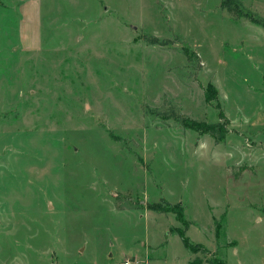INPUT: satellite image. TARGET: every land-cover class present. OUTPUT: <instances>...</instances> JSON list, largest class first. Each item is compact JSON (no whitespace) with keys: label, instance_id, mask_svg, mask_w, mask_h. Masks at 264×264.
<instances>
[{"label":"rangeland","instance_id":"obj_1","mask_svg":"<svg viewBox=\"0 0 264 264\" xmlns=\"http://www.w3.org/2000/svg\"><path fill=\"white\" fill-rule=\"evenodd\" d=\"M220 2L0 0V264H264V27Z\"/></svg>","mask_w":264,"mask_h":264},{"label":"trees","instance_id":"obj_2","mask_svg":"<svg viewBox=\"0 0 264 264\" xmlns=\"http://www.w3.org/2000/svg\"><path fill=\"white\" fill-rule=\"evenodd\" d=\"M220 6L222 9H225L226 11L229 12L234 18H246L249 19L251 22L255 24H259L264 27V16L261 17L259 15H255L252 12L245 10L243 5H241L240 0H221ZM146 41L150 44L157 43L159 45H166L169 40H160L156 36H148L146 37ZM183 51H185V54L189 55V51H187L186 48H183ZM209 91H212V95L209 96ZM217 88L215 85L212 83H208L205 90H204V96H205V101L206 102H211L214 101V99L217 98ZM166 118L174 119L175 121L179 122L181 126H186L189 127L198 133H208L212 138L216 141L223 140L226 133L228 132L227 129V124H228V119L226 118L225 114L223 113V110L219 111V116L220 119L215 121V123H207L205 121H197L195 119H192L188 116H183L178 113V111H175V109L170 106L168 110H166L164 113H162ZM147 203V204H146ZM145 207L149 210L155 211V212H173L175 214V217L178 218V220L181 221L182 227H174L173 230L176 231L182 241L183 247H185L187 250L189 249L193 253H205L207 250L205 247L200 246L196 243H192L189 238L186 236L185 229L188 227V222L187 220L184 219L183 217V207L180 203H175V204H169L165 201H159L157 203H150L146 202ZM218 224H216V231H218ZM217 235V233H216ZM212 256V255H211ZM204 262H207L208 264H226L221 258H216L214 256L206 258L204 257L203 259H194L192 261V264H202Z\"/></svg>","mask_w":264,"mask_h":264},{"label":"crops","instance_id":"obj_3","mask_svg":"<svg viewBox=\"0 0 264 264\" xmlns=\"http://www.w3.org/2000/svg\"><path fill=\"white\" fill-rule=\"evenodd\" d=\"M217 88V87H216ZM228 124H229V119H228ZM226 137V136H225ZM252 142L253 143H256L257 144V142L256 141H253L252 140ZM246 148H248L247 146H246ZM264 148V147H263ZM263 148H260V147H258V144L256 145V148H254L253 150L251 149H249L248 148V150L250 151V152H248V155H250V154H253V153H257V154H261V151L262 150H264ZM263 152V151H262ZM247 160V159H246ZM250 160L251 161H253L254 162V160L252 159V158H250ZM263 211H264V209H263ZM256 212H259L258 210L257 211H255V213L253 214V221L255 222V223H258V224H263V222H264V213H261V214H257L256 215ZM183 216H184V210H183ZM186 220V219H185ZM189 238V237H188ZM190 240V239H189ZM196 244H198V245H200V246H202L201 244H199V243H196ZM204 246V245H203ZM202 246V247H203ZM205 247V249L207 250V248H206V246H204ZM138 257L139 256H133V258H135V259H137V260H139L138 259ZM140 258H142L141 256H140ZM147 258L144 256V258H143V260L141 259V261H145V263H147V260H146ZM124 260V259H123ZM121 261H119V264H121L120 263ZM186 262V263H185ZM185 262H184V264H192V261H190L189 259H187V261L185 260ZM148 264V263H147ZM202 264H208L207 262H204V263H202Z\"/></svg>","mask_w":264,"mask_h":264},{"label":"built area","instance_id":"obj_4","mask_svg":"<svg viewBox=\"0 0 264 264\" xmlns=\"http://www.w3.org/2000/svg\"><path fill=\"white\" fill-rule=\"evenodd\" d=\"M120 263L121 264H147V263H145V261L143 262L141 260L131 259V258L124 259Z\"/></svg>","mask_w":264,"mask_h":264}]
</instances>
